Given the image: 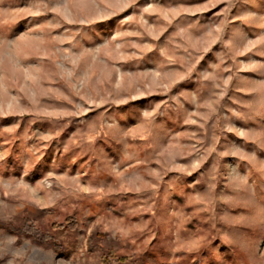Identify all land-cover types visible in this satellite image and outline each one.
I'll list each match as a JSON object with an SVG mask.
<instances>
[{
  "label": "rangeland",
  "instance_id": "obj_1",
  "mask_svg": "<svg viewBox=\"0 0 264 264\" xmlns=\"http://www.w3.org/2000/svg\"><path fill=\"white\" fill-rule=\"evenodd\" d=\"M0 264H264V0H0Z\"/></svg>",
  "mask_w": 264,
  "mask_h": 264
},
{
  "label": "trees",
  "instance_id": "obj_2",
  "mask_svg": "<svg viewBox=\"0 0 264 264\" xmlns=\"http://www.w3.org/2000/svg\"><path fill=\"white\" fill-rule=\"evenodd\" d=\"M18 231V230H17ZM19 232V231H18ZM33 237V236H32ZM37 242L43 243L44 241L41 239H36Z\"/></svg>",
  "mask_w": 264,
  "mask_h": 264
}]
</instances>
